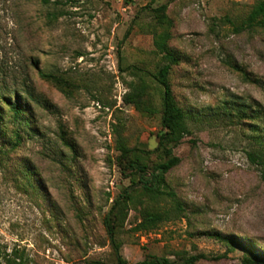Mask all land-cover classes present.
<instances>
[{"label":"rangeland","instance_id":"obj_1","mask_svg":"<svg viewBox=\"0 0 264 264\" xmlns=\"http://www.w3.org/2000/svg\"><path fill=\"white\" fill-rule=\"evenodd\" d=\"M257 1L0 0V264H262L264 167L249 153L264 149V27L238 30ZM163 33L190 132L166 175L175 196L154 197L130 162L164 159ZM124 191L118 254L106 216ZM148 213L162 220L138 229Z\"/></svg>","mask_w":264,"mask_h":264},{"label":"trees","instance_id":"obj_2","mask_svg":"<svg viewBox=\"0 0 264 264\" xmlns=\"http://www.w3.org/2000/svg\"><path fill=\"white\" fill-rule=\"evenodd\" d=\"M168 7L167 4L161 6L160 10L164 11ZM255 26L264 27V0H258L253 9L249 13L248 17L238 27V30L245 28H251ZM170 33H163L156 39V46L159 52L163 55L165 61L160 65L158 70L152 74L153 78L159 84L162 89L161 93V105H162V126L163 131L159 137L158 149H162L164 153V159L159 161L156 165L148 167L146 164H136V170L141 172L139 182L143 188L154 197L164 194H171L175 196V193L169 189L167 181V173L177 166L180 162V157L174 154V148L180 144L182 139L190 132L187 123V112L179 104L176 95L172 88V82L170 80V74L174 65H178L182 61V56L177 53L168 44L170 39ZM44 76L49 77V74ZM145 87H141L137 93H131L126 95V101L136 103L141 98ZM13 109L15 115L19 117L23 114V107L18 102H14ZM259 116H263V112ZM255 126H258L256 124ZM256 130V129H255ZM264 136V133L261 134ZM262 141L264 137L261 138ZM129 149L123 148V155L126 156L129 153ZM251 161L264 167V149L260 152L249 153ZM130 196L127 191H124L119 198L116 199L109 214L106 216V226L110 237L114 243L115 250L119 254V244L115 240L114 222L112 220V213L118 208L119 204L126 203ZM162 220V215L159 213H148L145 216L144 221L138 225V229H149L155 226ZM199 260V255H190L181 261L171 259L166 256L148 255L142 261L135 264H196ZM250 262H255L252 259H248ZM264 264V259L259 258Z\"/></svg>","mask_w":264,"mask_h":264}]
</instances>
